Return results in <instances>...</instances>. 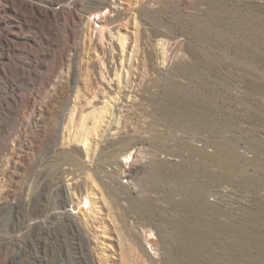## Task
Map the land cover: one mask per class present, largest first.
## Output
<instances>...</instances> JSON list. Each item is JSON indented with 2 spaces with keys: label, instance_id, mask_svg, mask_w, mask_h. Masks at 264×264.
I'll use <instances>...</instances> for the list:
<instances>
[{
  "label": "rangeland",
  "instance_id": "rangeland-1",
  "mask_svg": "<svg viewBox=\"0 0 264 264\" xmlns=\"http://www.w3.org/2000/svg\"><path fill=\"white\" fill-rule=\"evenodd\" d=\"M105 1L0 0V264H264V0Z\"/></svg>",
  "mask_w": 264,
  "mask_h": 264
},
{
  "label": "bare ground",
  "instance_id": "bare-ground-1",
  "mask_svg": "<svg viewBox=\"0 0 264 264\" xmlns=\"http://www.w3.org/2000/svg\"><path fill=\"white\" fill-rule=\"evenodd\" d=\"M117 1H119L120 3H127V0H117ZM114 4H117L116 3V1L115 0H106L105 1V4L107 5V6H111L114 10H116L118 7V5H113V3ZM120 7V6H119ZM103 14V13H102ZM101 12L100 13H93L92 14V17L94 18V20L97 22V21H100L101 20ZM104 17V16H103ZM102 19H104V18H102ZM94 21V22H95ZM104 21V20H103ZM102 21V22H103ZM101 22V21H100ZM119 91H120V89H118ZM103 96V95H102ZM119 97H120V95L118 96V99H119ZM101 98H103V97H101ZM101 98H99V100H101ZM120 100V99H119ZM102 101V100H101ZM104 101V100H103ZM107 102V101H106ZM107 105H108V103H107ZM78 109V108H77ZM75 111H76V109L75 110H72V113H71V117H70V119L71 120H73V118H74V115H75ZM77 114V113H76Z\"/></svg>",
  "mask_w": 264,
  "mask_h": 264
}]
</instances>
